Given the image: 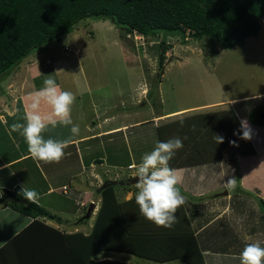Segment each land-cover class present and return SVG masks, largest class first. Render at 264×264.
<instances>
[{
	"label": "rangeland",
	"instance_id": "rangeland-1",
	"mask_svg": "<svg viewBox=\"0 0 264 264\" xmlns=\"http://www.w3.org/2000/svg\"><path fill=\"white\" fill-rule=\"evenodd\" d=\"M259 23L260 30L256 37L247 38L243 46L228 50L221 48L206 37L197 41L188 39L183 43L178 36L163 35L162 32L145 37L138 34L126 35L123 30L115 27L110 20L88 19L79 23L71 33L66 34L61 42L50 43L42 48L49 51L43 52L41 59L47 58L48 54L54 60V63L61 59L63 60V64L61 63L63 69L60 67L57 70L54 69V63L52 65L49 61L51 68L45 72L44 78H39V82L43 84L48 75H52L62 90L72 92L76 97L72 109L75 106H82V112L84 113L82 119L86 122L92 115V112L88 110L91 101L97 102V110L102 109L103 102L108 106L114 105L116 117L113 124L115 125L146 121L131 126L128 146L123 144L122 139L116 135L118 146L115 148L116 154L114 155L117 157L116 160L121 161L119 163L124 167L129 162L138 165L142 160L138 156L142 157L150 153L158 142L176 137L181 138L184 145L172 158L177 163H179V160L183 162L187 158L197 160L198 158L212 157V160H215L213 157L221 156V150L220 152L219 150L216 151V148L220 145L219 149H221L226 143L243 150L241 147V134L234 127L235 122L229 113L225 115L227 122L223 119L210 122L212 117L222 115L220 111L212 110L186 113L177 119L172 116L158 123L157 120L159 119L156 118L158 115L180 109L206 106L217 101H239L241 99L239 102L242 103L235 105L234 110L241 119L247 120L251 128L252 138L250 140L254 146L252 156H255L250 157L251 154H247L248 157L240 159L239 162L241 160L242 162L234 169V176L236 181L241 179L240 174H243V177L246 176L243 187L244 192L250 193L251 199L258 198L261 202H264V192H261L262 186H264V117L259 120L255 114L258 113L257 110L264 111V16L260 18ZM162 39L164 41L163 45H161ZM164 47L167 49L162 65H159L160 52ZM64 48H69L68 52H64ZM74 52H77V54L74 55ZM32 56L34 55L30 54L29 57L22 60L13 69V72L30 59H33ZM49 57L47 59H50ZM28 82L32 84V81ZM88 92H91L92 95L90 96ZM202 116H208L209 119L203 120ZM224 131H227V133ZM234 132L236 134L232 138L231 133ZM59 133L60 131H57L55 134ZM63 135L66 138L68 137L67 129H65ZM215 135L222 136L224 142L217 144ZM57 137L53 134L52 138L56 139ZM194 144L198 146L203 144V149L199 154H194L197 150ZM127 147L129 151L133 152L134 156L131 155V159L128 158L130 153L127 151ZM232 148L234 149V147ZM238 149L236 148L238 154H240V152L250 150V147L245 146L244 151ZM232 152L231 150L226 152L230 165L233 163L230 161V157L233 158L235 153L234 150ZM171 165L172 163L169 162V167ZM74 169L76 170V166H74ZM135 171V168L133 170L110 169L106 178H103L102 169H95V172L100 173L101 177L106 180L112 178L114 173L121 174L122 179L118 182L128 179L129 177L126 178L127 175L129 173L135 174ZM250 171H252L251 174ZM103 172L105 173V171ZM247 173L248 175H246ZM84 176H81V180L83 179V182H86ZM103 179L100 180L101 183ZM101 186L98 188L100 199L96 198V194H92L95 203H98L99 206H94L88 220L80 221V218L86 213L87 205L74 206V204L62 198L64 206H55V210L57 212L64 211L61 213L63 216H68L69 213L71 215L73 212L76 213V216L71 221H66L68 223L66 226L60 225L53 228L62 233H68L67 231H69L68 235L74 237L72 240H68L73 244L83 243L86 264H101L102 262L112 264L113 260L117 261H114V263L119 264H152L153 261L148 259L135 255L133 256L136 258L130 259L123 252L119 253L111 250V248L114 249V246H109L106 243L107 238L96 239L91 246L87 243V239L92 235L93 226L99 219V211L102 210L104 204L102 202L103 197L106 196V199H109L111 192L114 198L118 197L119 202L113 203L112 200H108L106 206H132L137 212V214L129 215L132 219H129V216L124 218L123 222L126 224H123V226L128 224L133 226L135 223L140 224L142 221L146 224L145 232L131 234L133 240L151 241L150 237L153 234H149V230L156 227L154 223L148 221L140 213L135 199L131 204L122 202L125 194L138 191L136 185L122 188L123 185L118 184L103 190H101ZM236 188L231 191L226 188L218 191L220 193L224 191L232 193L237 191ZM254 203L256 206L247 207L249 209L248 213L253 208L257 211L260 210V212L264 211L263 206L257 205V202ZM217 209L220 211V208ZM207 210V206L198 209V215L200 214L198 220H201L204 216L206 219L213 216ZM229 221L230 219L227 220V223ZM245 221L248 223V219ZM250 221H254L253 216ZM219 226V223H216L208 228V234L210 236L214 235ZM228 227L229 225L225 229L222 226L221 229V234L227 237L232 235ZM248 229L249 226L247 227V224H245L244 233ZM171 231V229L167 230V232ZM189 232L191 231L189 230ZM259 233L264 235V231ZM78 235L83 239L79 238ZM116 235L118 236V234ZM185 235L187 236V234ZM202 236H204V232L199 235V238H202ZM178 244L182 245L183 240L178 241ZM109 247L111 248L108 249ZM96 248L99 249V252L89 256V252ZM181 250L184 251V248ZM126 254L132 255L130 253ZM137 259H139V263ZM71 260L68 254L67 258L64 259V263L73 264ZM183 262L185 263V261Z\"/></svg>",
	"mask_w": 264,
	"mask_h": 264
},
{
	"label": "crops",
	"instance_id": "crops-1",
	"mask_svg": "<svg viewBox=\"0 0 264 264\" xmlns=\"http://www.w3.org/2000/svg\"><path fill=\"white\" fill-rule=\"evenodd\" d=\"M63 50L64 52H68L69 48H64ZM48 51L44 48L39 53L32 54L34 55L32 56L33 59L21 65L18 70L14 72L12 70L10 73L0 76V198H2V203L0 204V264L6 260L7 263L15 264L17 258L24 255L20 254L22 253L20 251L23 249L31 251L29 255H32V257L44 256L43 252L47 251V249L43 248V245H40L41 241L46 239V243L51 245L49 239L42 236H30L29 239L24 241L26 245L24 242L20 243L24 247L21 245L17 247V245L13 246L11 244L13 238L30 225L33 219L14 211L8 207L9 205L6 206L8 204L7 192L21 191L22 186L28 189H35L39 193V197L34 204L41 206L46 213L54 216L53 219L39 217L37 220L52 228L60 225L66 226L68 224L66 221H71L76 216V213L73 212L71 215L69 213L68 216H63L61 213L64 211L57 212L55 206H64L62 198L74 204V206H89L91 203L94 206H99L98 203H95L92 194H96V198H99L98 194L100 190L98 188L103 182H118L122 179L119 173H114L112 178L108 180L103 179L108 175L107 172H110V169L133 170L135 168L131 162L124 167V165L119 163L121 161L116 160L117 157L114 155L116 154L115 148L118 146L116 135L122 139L123 144L127 145L131 126L146 122L137 121L133 124L120 123L115 125L113 124L116 117L114 105L108 106L103 102L102 109L97 110V102L95 101H91L89 104L88 110L92 112V115L86 122L82 119V115L84 114L82 112V106L77 107L74 105V109L71 110V118L74 124L79 125V135L72 136L70 127H64L59 124L55 128L49 126L43 133L44 137L47 138H52L54 134V136H58L56 138L58 140L69 141L68 146L64 149V157L58 163H45L34 159L28 151L22 130L13 131L12 125L26 123L25 116L31 102V95L41 89L43 84L39 82V78H44L45 72L51 68L49 61H51L52 65L54 63V60L49 57V54L47 58L49 57L50 59H41V54ZM76 54L77 52H74V55ZM61 63L63 64V60L60 59L54 63L53 68L56 70L59 67L63 69ZM28 81H32V84H29ZM88 94L90 96L92 95L91 92H88ZM239 101H217L206 106L180 109L167 114H161L156 117L159 119L157 123L167 120L172 116L177 119L183 114L195 111L212 110L220 111L223 114L228 110H232L240 125L241 121L245 119H241L234 110L235 105L242 103ZM42 114L51 115V109L46 105L43 106ZM207 119L204 118V120ZM211 119L210 122L219 121L220 119H223L225 122L227 121L225 115L212 117ZM234 127L236 128L235 124ZM65 129L68 131L67 138L63 135ZM57 131H60V133L55 134ZM224 132L227 133V131ZM249 142L253 148L252 141L249 140ZM194 145L197 147L194 154H199L202 151L203 144L199 146L197 144ZM219 148L220 145L216 148V151ZM236 148L237 146L234 145L233 149L232 144L226 143L225 148L221 150L220 158L218 157V159L217 156L213 157V159L217 158V160H212V157H204L198 158L197 160L191 158L190 162L188 158L183 162L179 160V163L175 161V166L195 162L192 165L173 168L177 170V175L180 177V183L177 186L186 198V202L177 209L175 213L176 223L171 228L158 226L151 228L161 232L171 229L175 233V248H180L185 243L186 245H190V243L195 241L192 243L191 251H194V244H197L204 264H241L239 258L240 253L247 243L258 242L264 247V235H261L258 229L256 233L254 231L250 235L247 231L244 233L245 224L251 227L254 221L257 220V216H253L254 221H250L251 217H249L250 214H248L249 209L247 207L256 206L254 202H257V205L263 206L260 204L258 198L251 199L250 193L247 194L244 192L243 187L246 176L243 177V174H240L241 179L236 181L237 191L232 193L227 191V195L219 196L221 193L218 190L225 189L224 182L229 178H235L234 169L241 164L242 160L239 162L240 159L248 157L247 155H240L241 153L238 154ZM229 150L231 152L234 150L235 152L233 158L230 157V161L233 162L232 165L227 160L228 156L226 152ZM127 151H129L128 147ZM129 153L128 158L131 159V155H134L131 150ZM253 156L250 155V157ZM138 158L142 157L138 156ZM74 166H76V170ZM98 168L102 169L103 178L100 173L95 172V169L98 170ZM82 175H85L83 178L86 182H83V179L81 180ZM134 175L129 173L126 178ZM101 179H103L102 183L100 181ZM262 187L261 192H264V186ZM135 194L133 192L131 194H125L123 197L124 201L122 202L131 204L135 199ZM114 199L115 203L119 202L118 197ZM196 206H200L202 209L207 206V211L210 212L209 214H213V216L207 219L204 216V218L198 220L200 214L198 215L199 211ZM232 206H245V209L240 211V213H235V209ZM217 208H220V211ZM134 214H137L135 210L132 215ZM228 219H230V223H227ZM246 219H248V223L245 221ZM202 220L203 222H201ZM216 223H219V229H216L214 235L210 236L208 234V228ZM228 225L232 233L230 235L231 237L221 234L222 226L226 229ZM146 228L144 221L140 222V224H134L135 230L142 229L145 232ZM189 230L191 231L192 240L190 235L186 236V238L183 237V234L188 235ZM67 232L63 234L68 235L69 231ZM203 232L204 236L199 238V235L203 234ZM181 239L183 240V244L179 245L178 241L180 242ZM123 254L130 259L136 258L133 255ZM9 259H11V262H8ZM64 259L60 258L61 264H66L63 262ZM114 261L117 262L116 260ZM137 261L139 263V259ZM171 262L186 264L180 258L164 262H153L152 264H171Z\"/></svg>",
	"mask_w": 264,
	"mask_h": 264
},
{
	"label": "trees",
	"instance_id": "trees-1",
	"mask_svg": "<svg viewBox=\"0 0 264 264\" xmlns=\"http://www.w3.org/2000/svg\"><path fill=\"white\" fill-rule=\"evenodd\" d=\"M263 16L264 0H0V76L10 73L22 60L30 54L39 52L44 46L61 42L66 34L71 33L79 23L88 19L110 20L126 35L138 34L145 37L162 32L163 35L178 36L183 43L188 39L197 41L206 37L221 48L230 50L243 46L247 38L259 34V20ZM163 44L162 39L161 45ZM166 49L164 47L160 52L159 65H162ZM226 113L232 116L237 132L242 135L233 111L228 110L223 114ZM202 117L204 120L208 116ZM234 133H231L232 138L235 137ZM241 141L243 150L238 147L237 149L244 151L245 146H249L250 150L240 153L252 155L253 148L249 140L241 139ZM224 148L225 146L219 149V152ZM174 161L175 159L169 161L172 163L171 168L195 164V162H185L187 164L175 166ZM124 187L128 186H122ZM20 192H7L6 206L9 205L8 207L14 211L31 217L33 221L13 238L11 244L18 247L30 236H42L49 239L51 245L46 243V239L41 241L40 245H43L47 251L40 257H32L29 255L31 251L22 248L20 254L24 255L19 256L15 264H61L60 258H67L68 254L73 264H86L83 243L78 244L79 247L68 240H72L74 236L64 235L37 220L39 217L53 219L54 216L27 201L18 194ZM109 196V199L103 197V212L100 209L99 219L93 226L91 237L87 239L90 246L96 239L107 238L106 243L114 246V249L111 247L108 249L130 253L153 262L180 258L186 264H204L197 244H194V251H191L192 243L195 241L190 245L185 243L184 246L175 248V233L172 231L161 232L150 229L149 234H153L150 237L151 241L133 240L132 233L144 232L142 229L135 230L134 225L123 226L126 224L123 219L132 215L133 207L106 206L108 200L115 202L112 192ZM259 201L264 207V202ZM1 203L2 198H0ZM232 207L235 213H240L245 208V206ZM196 208L199 209L200 206ZM248 214L249 217L257 216V220L251 227L249 226L247 233L250 235L257 229L259 232L264 231V213L253 208ZM128 218L132 219L131 216ZM189 235L192 240L191 232L187 236ZM78 237L82 238L80 235ZM183 237L186 238V235L183 234ZM24 243L26 245V242ZM183 248L184 251L181 250ZM97 252H99L98 248L90 251L89 256ZM6 261L1 264H11ZM8 262H11V259ZM101 264H109V262Z\"/></svg>",
	"mask_w": 264,
	"mask_h": 264
},
{
	"label": "clouds",
	"instance_id": "clouds-1",
	"mask_svg": "<svg viewBox=\"0 0 264 264\" xmlns=\"http://www.w3.org/2000/svg\"><path fill=\"white\" fill-rule=\"evenodd\" d=\"M75 100V95L70 91L62 90L52 75H48L43 81V87L31 95L25 116L26 123L13 124L12 129L22 130L28 151L34 159L45 163H58L64 157V149L69 141L51 137L45 139L43 133L49 126L55 128L59 124L70 127L72 136L79 135V125L74 124L71 118ZM45 105L51 109V115L42 114V107ZM240 132L241 139L252 138L251 128L245 120L240 123ZM215 139L217 144L224 142V138L220 135H215ZM183 146V141L179 137L158 142L150 153L142 156L138 165H134L135 175L138 178L135 202L139 206L140 213L158 227L171 228L176 223L177 209L186 202V198L177 186L180 183L177 170L169 167V161ZM224 186L229 191L234 190L235 178H229L224 182ZM18 194L31 203H35L39 197L35 189L24 186ZM239 258L241 264H264V247L258 242L247 243Z\"/></svg>",
	"mask_w": 264,
	"mask_h": 264
},
{
	"label": "water",
	"instance_id": "water-1",
	"mask_svg": "<svg viewBox=\"0 0 264 264\" xmlns=\"http://www.w3.org/2000/svg\"><path fill=\"white\" fill-rule=\"evenodd\" d=\"M138 181V178L136 177V175L126 179V180H122L120 182H117V181H106L103 183V185L101 186V190H103L104 188H107V187H111V186H116V185H123V186H134L136 185ZM225 196L227 195V191H224L223 193L219 194V196ZM94 210V205L93 203L89 204L87 210H86V213L84 214V216H82L80 218V221H83V220H88L92 214Z\"/></svg>",
	"mask_w": 264,
	"mask_h": 264
},
{
	"label": "flooded vegetation",
	"instance_id": "flooded-vegetation-1",
	"mask_svg": "<svg viewBox=\"0 0 264 264\" xmlns=\"http://www.w3.org/2000/svg\"><path fill=\"white\" fill-rule=\"evenodd\" d=\"M258 111V113H255L256 114V116L258 117V119L260 120L261 119V117H264V111H259V110H257ZM256 111V112H257ZM263 120V119H262Z\"/></svg>",
	"mask_w": 264,
	"mask_h": 264
}]
</instances>
